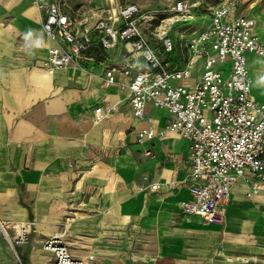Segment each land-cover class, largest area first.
<instances>
[{"label": "crops", "instance_id": "crops-1", "mask_svg": "<svg viewBox=\"0 0 264 264\" xmlns=\"http://www.w3.org/2000/svg\"><path fill=\"white\" fill-rule=\"evenodd\" d=\"M42 18L36 0H0V264H51L52 255L43 249V243L69 221L87 244L96 234L129 232L127 227L144 210L143 195L131 184L137 170L131 144L125 140L129 129L138 149L144 148L137 142L138 131L152 127L155 137L145 145L151 147L152 155L158 149L164 152L161 143L176 152L165 155L170 165H181L180 179L171 181L177 177L174 169L145 174L161 183L155 192L164 187L178 192L183 215L180 203L189 195L179 184L188 171L187 139L177 131L159 136L166 129L169 113L149 103L145 117L136 118L127 100L128 91L118 84L103 85L105 68L125 61V47L120 45L106 55L96 50L100 62L88 72L47 70L41 60L52 42L42 30ZM117 79L128 80L121 74ZM119 92L122 97L112 98ZM106 104H117L119 112L95 123L94 109ZM149 106L160 111L153 120L156 124L149 123ZM174 139L182 143L176 146ZM74 162L79 168L91 164L90 176L77 178L70 168ZM143 176L141 180L147 183ZM253 180L261 185L251 199L260 197L264 181L247 172L235 184L238 187ZM189 218L205 223L195 215ZM21 226L31 228L28 242L11 243ZM63 239L70 249L65 236ZM70 251L77 258L86 257L82 249Z\"/></svg>", "mask_w": 264, "mask_h": 264}, {"label": "built area", "instance_id": "built-area-1", "mask_svg": "<svg viewBox=\"0 0 264 264\" xmlns=\"http://www.w3.org/2000/svg\"><path fill=\"white\" fill-rule=\"evenodd\" d=\"M36 3L43 11L42 30L52 42L41 60L47 70L88 72L100 62L96 50L106 55L125 47V61L105 68L103 85L118 84L128 91L136 118L145 117L149 103L169 113L166 129L180 132L188 141V171L179 184L189 195L181 200L182 211L207 224H224L236 182L247 172L264 181V101L253 94L255 80L249 64L251 55L264 61V36L257 34L255 21L219 5L212 9L211 21L181 43L173 37V28L197 23L201 0H177L160 19L142 13L136 3L113 7L109 2L78 16L67 13L55 0ZM143 23L150 26L149 32ZM117 74L128 80L119 81ZM119 109L117 104L96 107L94 122ZM154 137L152 127L138 131L143 156L152 155L145 145ZM143 179L150 191L161 188L147 175ZM258 192L253 187L248 194ZM63 237L61 231L43 243L52 255L51 264H85L73 256ZM28 240V227L21 226L10 242Z\"/></svg>", "mask_w": 264, "mask_h": 264}, {"label": "rangeland", "instance_id": "rangeland-1", "mask_svg": "<svg viewBox=\"0 0 264 264\" xmlns=\"http://www.w3.org/2000/svg\"><path fill=\"white\" fill-rule=\"evenodd\" d=\"M55 1L73 16L100 10L110 2L113 7L136 3L142 13L155 14L160 19L171 12L177 0ZM201 1L203 5L200 8V18L197 23L176 25L173 28L172 35L177 41L185 43L188 34L205 27L211 21L210 14L214 7L225 4L235 10L238 15L252 18L255 21L257 34L264 36V0ZM202 18L205 20L201 24ZM142 26H145L148 32L151 29L148 24L143 23ZM249 64L256 79L253 94L256 99L264 101V62L256 55H251ZM225 67L228 70L230 65L226 63ZM113 94L112 98L123 96L121 92ZM147 111L148 117L151 118L149 123L156 124L153 120L160 111L151 106ZM166 131L167 129H164L162 133L159 132V136L163 137ZM126 132L125 140L131 144L129 148L136 159L137 176L132 179L131 184L136 188L137 193L143 195L144 210L141 216L127 227L128 233L117 236L96 234L88 244L86 240L79 239L71 224L72 221L61 225L60 229L70 249L85 251V258L79 256L86 261L85 264H264V187L260 197L251 199L253 195L248 194L250 188L259 187L260 182L253 180L247 184H240L238 187L235 185L227 221L222 227L202 223L197 218L191 219L181 213L178 192L166 190L165 187L159 192H152L148 189L147 183L141 180L142 175H154L156 172L161 173L167 169L177 170V177L171 181L180 179L183 175L181 165H170L165 155L172 151L176 152L171 151L168 145L161 143L164 152L158 149L151 157H145L142 150L133 145L134 135L132 138L129 136L133 131L129 129ZM174 142L176 146H179L182 140L174 139ZM89 166L92 165L85 164V167L79 168L74 162L70 168L74 169L77 178L79 175L87 178L92 170ZM78 183L79 181L76 184ZM68 215L71 214L68 213ZM136 224L135 234L133 229ZM30 229L28 227V238L32 232ZM30 247L32 248V242Z\"/></svg>", "mask_w": 264, "mask_h": 264}, {"label": "bare ground", "instance_id": "bare-ground-1", "mask_svg": "<svg viewBox=\"0 0 264 264\" xmlns=\"http://www.w3.org/2000/svg\"><path fill=\"white\" fill-rule=\"evenodd\" d=\"M264 88V87H263ZM263 91V90H262ZM167 131H172V130H167ZM79 252H81V253H84V252H82V251H79Z\"/></svg>", "mask_w": 264, "mask_h": 264}]
</instances>
